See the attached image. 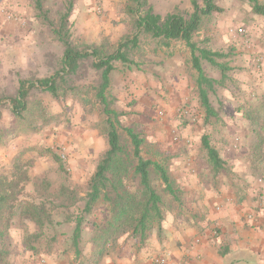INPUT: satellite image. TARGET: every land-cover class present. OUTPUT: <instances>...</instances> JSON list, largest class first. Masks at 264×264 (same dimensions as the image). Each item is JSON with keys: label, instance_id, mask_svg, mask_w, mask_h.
<instances>
[{"label": "rangeland", "instance_id": "obj_1", "mask_svg": "<svg viewBox=\"0 0 264 264\" xmlns=\"http://www.w3.org/2000/svg\"><path fill=\"white\" fill-rule=\"evenodd\" d=\"M41 1L54 24H58L71 2L69 31L73 45L80 49L100 45L112 51L119 41L134 34L130 0ZM256 1L264 4V0ZM192 2L203 6V0H147L154 13L162 17L178 14L186 19L193 13ZM215 3L222 11L203 18L193 42L197 48L226 55L220 61L230 68L227 77L209 92L218 118L204 121V110L197 99V75L190 63V51L182 42L165 44L141 35L138 48L131 54L134 63L128 67L114 63L109 93L115 100L113 107L122 113L121 126L133 128L144 138V158H152L165 164L168 171H175L180 158L193 153L199 159L203 176L196 181L198 186L215 197L227 191L233 194L232 189L234 199L243 203L251 196L255 180H259L251 167L252 136L243 111L264 93V19L252 12L247 1ZM237 28L244 29V34L238 35ZM62 51L51 29L37 18L34 0H0V99L14 96L19 80L33 81L53 74L59 68ZM202 68L209 78L220 79L218 71L206 62H202ZM97 79L90 64L85 63L73 82L76 86H90ZM36 96L47 107L49 122L37 133H17L0 141V190L10 182L17 184V201L12 203V210H6L11 214L0 219V231L9 242L8 261L91 264L92 224L104 221L105 208L97 203L86 216L79 255L75 254L70 237L75 216L83 209L89 179L107 149L99 132V117L93 105L77 97L55 101L46 93L38 92ZM1 115V124L8 126L9 114L3 110ZM120 133L124 140L125 134L121 130ZM203 135L208 136L210 145L227 164L218 173L212 172L207 163L200 141ZM51 154L59 159L65 172ZM261 182L264 184V180ZM155 186L162 199L168 200L166 208L174 209L170 195L162 191L158 182ZM262 195L252 199L262 204ZM20 203L42 211L38 216L44 223L42 231L36 227L31 210L24 209L21 214ZM160 223L149 231L142 244L128 232L120 234L116 249L109 251L99 264H116L113 256H122L127 249L135 254L134 260L143 256L140 264L150 262L157 254L146 249L156 247L151 240L159 238ZM85 228L91 231L89 235ZM36 234L40 237L35 238ZM123 256L118 260L129 257Z\"/></svg>", "mask_w": 264, "mask_h": 264}, {"label": "trees", "instance_id": "obj_2", "mask_svg": "<svg viewBox=\"0 0 264 264\" xmlns=\"http://www.w3.org/2000/svg\"><path fill=\"white\" fill-rule=\"evenodd\" d=\"M216 0H203L199 7L192 2L193 13L188 19L178 14H167L164 17L154 13L147 0H130V14L133 18L134 34L119 41L112 51L103 46L90 45L78 48L73 45L69 31V15L72 10L71 2L67 3L65 13L60 16L58 24H54L44 10L41 0H34L37 18L48 26L56 40L62 46V56L59 68L50 76L33 81L19 80L14 96L0 99V120L3 110L10 116L8 126L4 127L0 121V141L5 136L21 133H37L49 122V112L43 101L37 98L38 92L46 93L55 101H62L67 96L77 97L82 102L93 105L99 117V132L105 138L107 149L98 159L95 171L88 182L87 193L83 209L75 216L74 229L70 243L79 255V241L86 216L90 215L93 207L101 203L105 208V219L92 224L90 243L94 248L91 264L99 262L117 247L120 234L128 232L137 243L142 244L148 237L149 231L163 218L162 196L158 193L155 183L158 182L164 193L169 194L175 201H179V193L169 177L165 164L146 159L142 156L145 147L144 138L133 128L122 127L119 121L122 113L114 107V98L110 95L111 74L115 70L114 63L130 66L134 62L131 54L138 48L140 36H148L162 43L171 41L182 42L190 51V63L196 72V86L198 104L204 110V121L218 118L213 109L209 92L216 85H221L230 70L228 64L221 62L226 55L197 48L193 36L200 29L203 18L222 10L216 5ZM247 1L252 12L264 19V4L256 0ZM206 62L218 71L220 79L209 78L203 68ZM85 63L97 74L98 79L90 86H76V77ZM243 118L249 126L252 136L251 167L264 180V93L243 111ZM120 130L125 134L122 139ZM201 146L206 153V160L211 170L218 173L227 167L203 135ZM152 155H156L155 153ZM62 171H66L59 159L51 154ZM17 184L8 183L3 191L0 190V219L3 215L11 214L17 201L15 189ZM72 197V200H74ZM72 204V203H71ZM27 207V209H26ZM21 214L33 212L35 225L42 231L44 223L38 217L42 214L37 207L20 203ZM36 215V216H35ZM40 235L36 234L35 238ZM9 242L4 239L0 231V264H9Z\"/></svg>", "mask_w": 264, "mask_h": 264}, {"label": "crops", "instance_id": "obj_3", "mask_svg": "<svg viewBox=\"0 0 264 264\" xmlns=\"http://www.w3.org/2000/svg\"><path fill=\"white\" fill-rule=\"evenodd\" d=\"M198 164V157L187 153L180 158L175 171H168L180 194L179 201L170 196L175 208L168 210V200L162 199L161 234L151 240L156 247L146 251H156L154 254L166 257V264H264V224L246 218L264 207V203L252 199L262 194L264 198V184L255 180L256 190L252 188L251 196L243 203L234 199L236 194L232 189L233 194L227 191L215 197L198 186L196 181L203 179ZM85 232L91 233L86 228ZM128 251L123 254L129 255L124 261L118 260L124 257L121 254L113 256L116 264H140L143 256L134 260L135 254Z\"/></svg>", "mask_w": 264, "mask_h": 264}, {"label": "built area", "instance_id": "obj_4", "mask_svg": "<svg viewBox=\"0 0 264 264\" xmlns=\"http://www.w3.org/2000/svg\"><path fill=\"white\" fill-rule=\"evenodd\" d=\"M235 32L238 35H243L244 34V29L242 28H237L235 29ZM235 142L238 143V140L235 139ZM260 181V180H259ZM248 221L251 222H255L256 220H260L263 224H264V207H262L261 209H259L257 212L255 213H249L246 216ZM167 263V259L166 257L162 256V255H157L154 256L151 260H150V264H166Z\"/></svg>", "mask_w": 264, "mask_h": 264}]
</instances>
